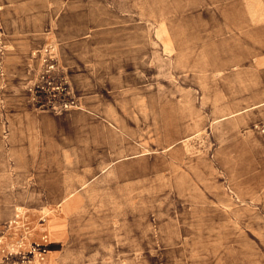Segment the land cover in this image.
Masks as SVG:
<instances>
[{
    "label": "rangeland",
    "instance_id": "374dc122",
    "mask_svg": "<svg viewBox=\"0 0 264 264\" xmlns=\"http://www.w3.org/2000/svg\"><path fill=\"white\" fill-rule=\"evenodd\" d=\"M0 264H264V0H0Z\"/></svg>",
    "mask_w": 264,
    "mask_h": 264
},
{
    "label": "crops",
    "instance_id": "0c3cea01",
    "mask_svg": "<svg viewBox=\"0 0 264 264\" xmlns=\"http://www.w3.org/2000/svg\"><path fill=\"white\" fill-rule=\"evenodd\" d=\"M80 187L81 186H79L78 188H77V190L79 189L80 190ZM73 192H75V191H73ZM72 193V192H71ZM71 195V194H70ZM64 199V198H63ZM62 199V200H63ZM62 200H61V202H62ZM55 217V216H54ZM54 217H50V221H49V233H50V239H53V240H55L56 241V235H57V233H59L60 231H61V229H62V227H60V224L59 223H61V222H59V223H57L55 220H54ZM55 218H57V219H59L60 220V218H59V216L58 217H55Z\"/></svg>",
    "mask_w": 264,
    "mask_h": 264
},
{
    "label": "built area",
    "instance_id": "2783aa9c",
    "mask_svg": "<svg viewBox=\"0 0 264 264\" xmlns=\"http://www.w3.org/2000/svg\"><path fill=\"white\" fill-rule=\"evenodd\" d=\"M37 249H38L37 250V257H38L37 260L44 259V256L47 253V245L44 243H41V244L38 243Z\"/></svg>",
    "mask_w": 264,
    "mask_h": 264
}]
</instances>
